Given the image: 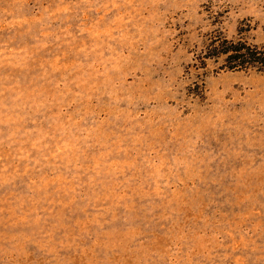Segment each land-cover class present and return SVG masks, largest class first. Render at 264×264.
I'll use <instances>...</instances> for the list:
<instances>
[{
  "label": "rangeland",
  "instance_id": "rangeland-1",
  "mask_svg": "<svg viewBox=\"0 0 264 264\" xmlns=\"http://www.w3.org/2000/svg\"><path fill=\"white\" fill-rule=\"evenodd\" d=\"M264 0H0V264H264Z\"/></svg>",
  "mask_w": 264,
  "mask_h": 264
},
{
  "label": "trees",
  "instance_id": "trees-1",
  "mask_svg": "<svg viewBox=\"0 0 264 264\" xmlns=\"http://www.w3.org/2000/svg\"><path fill=\"white\" fill-rule=\"evenodd\" d=\"M210 52L208 57H222L224 66L229 70H244L251 67L264 70V51L244 41L215 36Z\"/></svg>",
  "mask_w": 264,
  "mask_h": 264
}]
</instances>
